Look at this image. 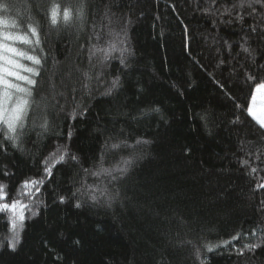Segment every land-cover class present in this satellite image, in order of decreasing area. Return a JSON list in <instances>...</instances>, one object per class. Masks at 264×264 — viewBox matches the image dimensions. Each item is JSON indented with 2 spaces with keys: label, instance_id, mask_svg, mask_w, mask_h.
I'll list each match as a JSON object with an SVG mask.
<instances>
[{
  "label": "trees",
  "instance_id": "trees-1",
  "mask_svg": "<svg viewBox=\"0 0 264 264\" xmlns=\"http://www.w3.org/2000/svg\"><path fill=\"white\" fill-rule=\"evenodd\" d=\"M53 2L0 0L11 5L9 12L0 11V17L16 19L21 27L31 18L49 32L46 14ZM55 2L63 6L68 0ZM196 9V0H88L82 30L49 33L50 68L64 73L77 66L87 70L93 24L99 31L108 12L114 30L131 20L128 42L133 55L127 68L113 60L105 69L108 81L121 76L122 86L111 96L101 94L103 87L95 89L83 100L86 113L77 112L73 119L69 84L67 103L59 98L65 110L49 113L52 130L41 137L36 128L24 138L23 151L9 146L7 154L0 155V166L7 165L14 173L2 177L9 184V196H15L22 180L43 175L40 160L58 145H67L83 167H92L110 137L151 143L141 146L142 158L116 186L120 195L111 207L89 202L76 208L74 199L59 203V195H70L83 173L71 163L54 169L41 189L38 215L26 214L30 218L14 252L5 239L10 235L7 215L0 214V264H200L193 246L179 242L191 240L202 247L228 240L237 232L241 240L227 247L210 253L202 248L204 264H264V244L244 255L236 250L257 242L264 233V188L255 190L264 182V130L235 107L236 102H247L250 87L230 75L231 64L216 67L217 49L224 48L227 59L224 40L238 52L243 34L239 25H218L217 32ZM185 26L190 39L185 37ZM101 36V43L108 39L106 28ZM249 43L256 49L257 62H264V47L258 46L264 41L252 36ZM155 107L159 113L141 115ZM247 151L253 153L249 159L257 173L241 167ZM118 158L106 153L105 166ZM87 182L96 181L89 176ZM253 229H258L257 237H252Z\"/></svg>",
  "mask_w": 264,
  "mask_h": 264
},
{
  "label": "snow or ice",
  "instance_id": "snow-or-ice-1",
  "mask_svg": "<svg viewBox=\"0 0 264 264\" xmlns=\"http://www.w3.org/2000/svg\"><path fill=\"white\" fill-rule=\"evenodd\" d=\"M196 3V10L210 20L212 29L217 32L220 30L218 25H239L243 34L238 45L239 51L234 52L232 44L224 40L227 59L224 57L225 49H217L216 67L231 64L230 75H235L236 79L243 80L250 87L249 94L245 98L247 102H236L235 107L241 112H246L252 121L264 130V62H257L256 49L249 43L252 36L264 41V0H196ZM10 7L11 5L7 3H0V11L7 13ZM87 10L88 0H68L63 6L54 0L46 14L49 32H44L43 26L31 18L24 27H21L18 26L16 19L0 17V155H6L9 146L23 151L24 138L36 128H39L37 135L41 137L52 130L49 113L65 110V105L60 103L59 98H63L67 103L69 84L73 101L71 113L73 119L77 112L81 116L86 113L87 106L83 100L85 97H91L95 89L103 87L104 91L101 94L111 96L122 86L121 76L117 74L108 81L105 69L113 60H118L122 68L129 66V57L133 55L128 42V27L131 20H125L119 30H114L108 12L104 13L99 31L93 24L87 47L89 63L87 70L77 66L74 70L70 68L64 73L48 65L51 54V50L46 47L49 33L52 30L59 31L73 27L77 31L82 30L87 18ZM105 28L108 39L101 43V33ZM188 32V27L185 26V37L190 39ZM93 40L95 42H92ZM213 40L215 42V38ZM19 45H24L26 48ZM258 46L264 47V45ZM261 56L264 57V52ZM233 61L235 63H232ZM58 64V61H54V65ZM213 79L215 80L214 76ZM216 83L222 90L228 91L224 83L220 81ZM257 105L260 106L259 112ZM147 112L159 113L160 109L151 108L141 115ZM238 120L237 116L233 122ZM68 136L70 139L71 132ZM261 139L264 140V133ZM149 143L151 141L143 138L131 140L128 136L110 137L105 142L104 152L101 153L99 161L92 167H83L80 158L71 153L67 145H58L55 151L41 158L43 175L40 178L30 177L22 180L16 188L15 196L12 197L9 196V184L5 183L2 177H11L14 173L9 171L7 165L0 166V214L7 215L10 235L5 239L8 249L14 252L20 244L25 220L30 218L26 214L38 215L39 205L43 203L39 198L41 189L47 180L52 179L54 169L59 170V165L71 163L79 166L80 172L83 173L78 186L70 190V195H59V203L63 204L67 199H74L76 208H81L83 203L89 202L93 205L103 204L111 207L120 195L116 186L127 179L142 158L139 151L141 146ZM109 152L117 154L119 158L105 166V154ZM259 153L260 149H257L255 156L257 161L260 159ZM252 155L251 151H247L245 156L248 158L240 160L241 167L250 168V174L258 171L257 167L250 164L249 158ZM89 176L94 177L96 182L89 184L87 182ZM108 185H112L113 188L110 189ZM262 188L264 182L255 185V190ZM261 203L264 204V201ZM257 232L258 229H253L252 237H257ZM241 238V233L237 232L228 240L203 243L202 247L193 245L191 240L179 243L193 246L195 259L200 264H204L201 259L202 248L210 253L217 248L227 247ZM262 244H264V233L257 238V242L244 243L236 250L239 255H244L245 251L255 252ZM2 246L0 242V247Z\"/></svg>",
  "mask_w": 264,
  "mask_h": 264
},
{
  "label": "rangeland",
  "instance_id": "rangeland-1",
  "mask_svg": "<svg viewBox=\"0 0 264 264\" xmlns=\"http://www.w3.org/2000/svg\"><path fill=\"white\" fill-rule=\"evenodd\" d=\"M25 63H27V62H25ZM257 111L258 112L260 111V106L259 105H257Z\"/></svg>",
  "mask_w": 264,
  "mask_h": 264
}]
</instances>
